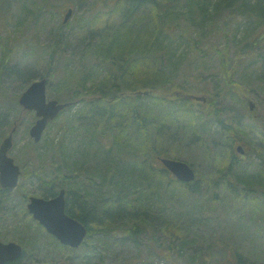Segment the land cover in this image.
<instances>
[{"label":"trees","instance_id":"obj_1","mask_svg":"<svg viewBox=\"0 0 264 264\" xmlns=\"http://www.w3.org/2000/svg\"><path fill=\"white\" fill-rule=\"evenodd\" d=\"M109 2H113L112 7L107 11L102 6L90 17L85 34L79 38L84 61L71 75L73 83L67 79L71 62L64 64L66 59H59L60 67L50 75L54 78L51 88L63 92L57 100L70 103L60 119L50 124V128L59 129V140L45 135L41 143L28 142L22 152L25 160L33 161L25 175L48 166L52 175L47 176V171L43 174L48 183L56 180L67 190L66 212L86 226V236L77 248H70L39 224L35 235L29 234L32 219L25 209L15 215L13 198L0 194V218H11L5 224L4 235L12 223V231L23 237V241L16 240L23 245L24 258L31 264H109L106 257L121 251L117 247L124 240L133 243L136 250L121 257L120 264H212L217 250L231 257L222 264H234L233 256L235 264H245L232 253L226 239L218 237L220 233L210 231L205 236L193 227L203 218L197 203L202 202L205 208L206 197L216 199L218 184L223 185L229 198L242 197L249 211L257 208L264 212V124L260 125L261 142L251 153L260 168L248 171L246 163L250 161L238 159L239 151L235 150V145L241 143L243 156H250L242 142H250L247 128L239 119L237 125L231 121L226 124L217 112L215 103L221 89L217 76L193 69L198 61L212 57L211 53L217 57L218 53L217 75L222 74L230 98L239 95V83L232 78L234 65L228 63L234 46L240 55L252 60L264 90V0L101 1ZM12 5L13 0H0V11L8 12ZM216 19L220 28L215 37L222 38L220 47L206 44L205 38ZM261 23L263 26L258 28ZM55 36L48 63L56 54L60 34ZM183 40L186 43L182 47ZM179 50L182 54L177 55ZM11 51V47L1 49L0 98L6 75L15 74L21 91L38 77H50V63L40 74L8 67ZM209 81L215 85L211 91L201 89L207 94L202 96L204 100L192 98L195 94L188 90L193 84ZM169 89L175 92L160 93ZM247 98L242 96L243 100ZM75 100L79 103L73 107ZM0 107V118L8 123L12 108L1 103ZM202 120L204 123L199 125ZM213 125L220 133L218 142ZM2 127L0 122V137L8 131ZM175 139L183 145L199 144L208 154H216V142L224 148L219 175L212 180L209 193L200 186L197 174L194 181L180 182L163 166H155L156 157L166 156ZM43 193H50V187H45ZM14 198L22 202L23 197ZM169 200L180 205L168 206ZM171 212L175 217L171 218ZM250 218L254 219L252 214ZM219 223L223 226L222 217ZM142 233L148 236L144 246L137 240ZM39 236L53 247L46 250V244H42V249L36 243ZM28 244L31 256L27 255ZM246 264L264 263L251 260Z\"/></svg>","mask_w":264,"mask_h":264},{"label":"rangeland","instance_id":"obj_2","mask_svg":"<svg viewBox=\"0 0 264 264\" xmlns=\"http://www.w3.org/2000/svg\"><path fill=\"white\" fill-rule=\"evenodd\" d=\"M101 1L102 0H13V5L8 12L0 11V57L2 55L1 49L3 47H11V58L8 62V67L14 68L15 71H26L28 69L27 71L31 70L36 73L39 72L40 74L42 70L48 68L50 63L51 67L47 72V75L49 76L52 74L53 69H56L58 66L60 67L61 62L59 59H66L64 64L69 61L71 62V65L68 66L69 74L67 79L70 81L69 83L72 84L73 79H71V75L75 70L77 71L80 68L81 64L79 62L82 63V61H84L82 56L83 45L81 43L78 44V42L79 38L85 34L84 31L88 19L94 16L98 10H101L102 6L108 11L113 5V2L102 4ZM69 7L72 8V14L65 23H62L63 17ZM262 26L263 24L261 23L258 28H261ZM241 27L243 26H240V29ZM219 28L220 24L216 19L211 32L206 33V44L214 43L218 47L222 45V38H218V35L217 38L215 37ZM240 29L239 32L241 33ZM57 32L60 36L57 37L59 41L56 44V54L53 55L51 61L48 63L47 60L50 55L49 53L51 52V43L54 41ZM180 43L184 44L186 41L183 40L180 41ZM183 46H185V44L182 45V47ZM230 50V53L235 50L232 55L228 54L232 58L228 63L234 65L232 69V78L239 83L238 92L239 95L242 94L239 99L237 93L231 95L233 96L231 98L228 96L227 86L222 74L220 73V75H217V71L219 70L218 53L217 57L214 56V53H211L209 56L212 55V57H207L198 61L193 71L200 72L204 75L207 73H213L217 76L216 81L218 82L220 80L219 87H221V89L218 90V98L215 103L218 109L217 112H220L221 116L226 119V124H230L231 121L233 122V125H237V119H239L241 124H243V127L247 128L250 142L248 141L249 144L246 141L242 142L246 144L248 155L250 153V156H243L245 150L242 148L243 146L241 143L235 145V150L237 148L236 146H241L242 152L236 151L238 153L236 156L241 161H250L246 163V166H249L248 171H251L260 168L257 163L252 160L251 153L253 148H257V144L261 142L260 135L262 134V129L260 128V125L264 124V90H262L260 81L254 72L255 65L252 60H249L245 55H240L238 49H235L234 46H232ZM180 52L181 50L177 52V55L182 54ZM235 56L236 58L233 59ZM46 62L47 65H45ZM10 74H13V72H10ZM14 75H6V77H4L5 81L4 86L1 89L2 98H0V103L12 108L10 111V114H12L11 118L14 119V116L18 114V118L16 119L17 128L12 139L13 145L8 154L12 156L15 161L17 160L20 166H22L21 163H23V165L26 166L24 170L27 171L30 169V166L33 165V161L25 160V158L22 157V148L28 144L30 140L27 131L33 120L32 116L34 115V112L22 110L18 103V98L22 91L17 85V79L14 80ZM179 81H182L181 76L179 77ZM209 82L210 84L204 82L199 83L197 86L193 84L192 89L188 91L189 93L198 96L207 95L204 91H211L212 87L215 85L214 82ZM200 85L202 86L200 87ZM51 86L47 85L46 87L47 99H60L59 96L63 92L60 89L56 92ZM245 89L247 90L244 91ZM171 92H175V89L161 90L160 93H167L170 95ZM242 96H249L254 102L255 107L253 110L249 109L247 101L243 100ZM2 109L3 108L0 107V110ZM158 111L159 110H157V112ZM161 111L165 112L163 109H161ZM59 119L60 117L53 120V122H56ZM204 121L205 120L199 121V125L203 124ZM210 123L211 122L208 121L207 125ZM213 126L215 127V125ZM2 128H4V126ZM251 128H254V130L250 131ZM210 131L212 132V130ZM216 131L217 135H215V138L218 142V136L220 135L218 127L215 129V132ZM58 132V128H50V126H48L43 133L58 141ZM217 142L214 150L216 154H208V150H206V154L204 148L199 144L183 145L177 143V140L175 139L174 142L169 145L171 148H168L169 153L166 154V156L187 162L188 165L196 171L197 178L200 180V186L209 193L213 188L212 180L219 175L217 170L220 168V159H222L224 153V148L219 143L217 144ZM224 145L226 146V143H224ZM218 151L219 153L217 154ZM22 160L28 164L25 165V162H22ZM46 161L47 158L44 156V162ZM155 166H162V163L157 162ZM46 171L47 176L52 175L50 169H46ZM227 177L229 179L232 178L230 176ZM235 187L238 188L237 185H235ZM216 191L217 196L213 201L210 200L209 197L205 198L204 196L205 208L202 206V202L199 201L197 203L200 205L203 218L201 219V222L193 228L199 229L202 232V235L205 236H209L210 231L211 233H220L218 237L226 239L230 249L232 248V253L234 255H239L245 264L251 260H257L264 263V212L259 211L257 208L253 209L254 211H249L242 200V197H239L238 199L229 198L223 189L222 184H218ZM20 192H22V190ZM18 195H20V193ZM13 205L16 212V214H14L18 215L21 212L20 208L22 204L18 199L13 198ZM167 205L178 206L180 204L178 202L175 203L174 200L171 202L169 200ZM206 207L212 208L214 211H209ZM251 214L253 215V220L250 218ZM170 215L171 218L174 216L172 212ZM220 217H222L223 226L219 223ZM4 220V218H0V237L4 235L3 231L5 230V224L10 221L11 218ZM184 224L185 222H183L182 225ZM12 229L13 224L11 223V226H8L6 229L9 232L7 233V237H18L23 241V237L15 234L17 232H13ZM36 231V222L32 220L31 231L29 234H34ZM137 240H139V243H141L142 246L147 245L148 236L147 234L142 233L138 236ZM36 243L37 245H41L42 249H44L42 244H46V250H50L53 247L49 246L45 241V237L39 236ZM117 248H120L121 251L117 252V254L115 253L114 255L106 257L108 258L107 262L109 264L119 263L121 257H128L136 250L134 244L127 243L126 240H124L122 244H119ZM31 250L32 248L28 244V256L32 255ZM242 253L246 258L242 256ZM213 256L214 259H212V264H222L226 258H231L230 255H228V257L226 255L223 256V252L220 250H217ZM233 259L235 264L234 256ZM57 263H59V261H57Z\"/></svg>","mask_w":264,"mask_h":264},{"label":"water","instance_id":"obj_3","mask_svg":"<svg viewBox=\"0 0 264 264\" xmlns=\"http://www.w3.org/2000/svg\"><path fill=\"white\" fill-rule=\"evenodd\" d=\"M72 14V8H68L62 23H65ZM54 78H38L33 80L19 95L18 103L24 110L34 111L37 119L30 127V135L35 141L41 137L47 123L53 120L59 112L70 105L69 102H58L56 99H47L46 87L53 85ZM203 100L202 97L192 96ZM250 110L255 107L251 99H247ZM12 133H10L0 145V185L4 188H14L19 176V167L13 159L7 155L11 146ZM237 150L242 152L241 146ZM164 168L180 182L195 180V170L187 162L171 157H159ZM27 209L45 230L54 236L59 243L77 248L84 240L87 229L83 223L65 212L64 190L50 199L30 197ZM22 246L14 241H0V264L15 260L22 255Z\"/></svg>","mask_w":264,"mask_h":264},{"label":"flooded vegetation","instance_id":"obj_4","mask_svg":"<svg viewBox=\"0 0 264 264\" xmlns=\"http://www.w3.org/2000/svg\"><path fill=\"white\" fill-rule=\"evenodd\" d=\"M78 103H79V100L73 101V105H74L73 107H75ZM22 110H24V109H22ZM63 110L64 109H62L59 112V114L53 120H56V118L59 117L60 113ZM105 114H107V113H105ZM11 116L12 115L8 116L9 119H10V121L8 123H7V121H4V119L1 120V118H0V122H3L4 128H6L8 130L5 135L0 137V145H1L2 141L10 133H12V139H13V134L15 133L16 128H17V120L16 119L18 118V116H17V118L15 120H13V118H11ZM36 119H37V116L34 113V119L31 121V125L28 127V131H27L28 135L30 137L29 142H32L34 144H38V143H41L43 141L44 136H45V134L43 132L53 122V120H51V121H49L47 123L45 129L41 133L40 139L38 141H35L34 138L30 135L29 130H30V127L33 125V123L35 122ZM12 145H13V142H11V146H10V148L7 151V155L13 159V162L16 165H18V167H19V176H18V179H17V184H16V186L14 188H11V189L4 188V187H2L0 185V194H7L11 198H14L16 196H22L23 197L22 198V202H20L22 205H21L20 209L24 208L27 216L30 219L34 220L36 222V224H39L35 219H33L31 213L27 209V204L30 201V197H41L43 199H50V198H53L56 195H58L60 190H64V201H65V212H66V202H67V199H68L67 190L65 188H63L58 182H56V180H55V183H53V184H49L48 183L49 180L46 179L45 176H43V174L45 173L46 169H48V166H45L41 170H38V171L36 170L34 172H30L29 174L25 175V170L24 169H25L26 166H24L23 163H21L22 166H20L18 164V161L17 160L15 161V159L8 154L10 149L12 148ZM26 146H27V144L22 148V152L25 151V149L27 148ZM20 155H21V153H20ZM157 162H160L158 157H156L155 163L157 164ZM24 164L26 165L28 163L25 162ZM162 166H163V164H162ZM58 167L59 166H57V171H58ZM57 174L59 175V172H57ZM47 186L50 187V193H45L44 194L43 193L44 189ZM21 190H22V192H20ZM19 193H20V195H18ZM71 217H73V216H71ZM44 230H45V228H44ZM15 234H17V233H15ZM17 238L18 237H15V238L7 237V233L5 235H3L2 237H0V241H3V242L14 241V242L19 243L22 246V250H23L21 257L15 259V260H12V261H8L5 264H31L30 261L25 260L24 255H23L24 254V247L18 240H16Z\"/></svg>","mask_w":264,"mask_h":264}]
</instances>
